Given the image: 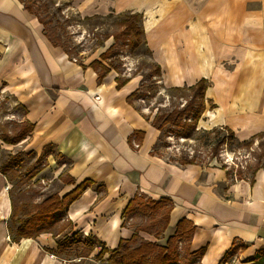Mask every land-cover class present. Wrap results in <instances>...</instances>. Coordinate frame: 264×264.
<instances>
[{
    "label": "crops",
    "instance_id": "1",
    "mask_svg": "<svg viewBox=\"0 0 264 264\" xmlns=\"http://www.w3.org/2000/svg\"><path fill=\"white\" fill-rule=\"evenodd\" d=\"M100 3L105 8L99 7L98 15L144 16L147 40L168 86L210 81L206 99L217 107L212 111L209 104L204 116L212 126H228L240 139L264 132V0ZM7 63L14 74L6 76V88L27 106L36 125L32 146L39 151L53 144L64 156L61 165L54 161V173L76 183L59 179V195L94 182L65 212L75 231L116 250L135 234L123 225L124 212L136 196H143L166 199L172 207L159 243L166 244L181 220L194 223L190 249H206L200 264H220L241 245L247 247L244 264H255L250 259L264 254V169L254 184L230 182L221 168L182 166L158 156L160 132L153 118L128 103L137 88L134 80L120 90L113 73L100 82L89 64L82 67L51 43L22 0H0V84ZM136 132L143 138L140 151L130 143ZM0 246V264H81L47 252L57 248L49 233L19 243L3 240Z\"/></svg>",
    "mask_w": 264,
    "mask_h": 264
},
{
    "label": "rangeland",
    "instance_id": "2",
    "mask_svg": "<svg viewBox=\"0 0 264 264\" xmlns=\"http://www.w3.org/2000/svg\"><path fill=\"white\" fill-rule=\"evenodd\" d=\"M22 1L25 6L34 9L38 14V16L36 15L38 19L45 21L47 28L40 22L44 27L45 34L49 31L51 37L70 53V59L73 62L74 59H77V63L82 67H85V64L90 66L94 60L101 58V55L115 43L112 35L123 34L126 28L124 22L127 21V15H140L142 17V26L145 30L144 37H122L116 52L118 53L117 58L122 61L121 74L116 71L112 73L114 76L116 75L123 79H133L137 85L136 90L143 83L150 84L152 81L157 83L158 88L147 90V97L135 100V107L144 114L146 113V118H153L154 113L157 115L159 108L167 107L173 110L178 106H184L190 100L191 93L189 91L173 92L170 88L176 87H170L166 84L163 67L156 61L154 56V46L152 47L147 40L144 16L142 14L110 12L98 15V8H105L102 3L98 6V0ZM156 64L162 67V77L157 75ZM9 66L10 64L6 65L5 69H2V76L5 78L14 74V69ZM6 79H3L2 84H0V243L3 240L11 243L14 238L19 237L16 233V235H12L10 227L16 232L17 228L21 226V221L33 220L32 216H27L23 213L26 207L35 213L38 204L49 196L59 194L61 189L59 179H62L64 183L71 182L68 177L63 175L58 177V172L54 173L56 169L55 162L61 165L64 163V156L58 152L53 144L46 145L40 148L39 151L32 146V133L36 125L30 120V110L27 106L15 99L14 92L7 90L6 87L9 85L8 82L10 80ZM208 82L210 87V81L208 80ZM186 86L188 85L181 87ZM209 104L212 107V111L216 109L217 106L211 101H209L208 107ZM204 115L198 124L200 132L197 134L190 128L182 129L181 131L168 129L165 130V133L158 130L160 132V139L156 146L158 147L159 145V149L157 148L158 156L165 157L176 163L182 161L186 156L195 157L196 165L216 167L226 171L230 182L242 180H250L252 182L257 175L255 173L256 168L261 167L258 172L264 169V159L261 158L264 153V138L256 139L255 141H253L254 136L249 139H240L233 130L236 140L220 147V154L216 156L213 151L216 133L207 134L215 131L217 136L219 135V138L222 139L223 136H228V132L223 130V128L229 127H214L210 119H206ZM191 121L192 119L188 121L190 122L188 125H192ZM169 130L172 132H169ZM176 131L179 132V135L176 134ZM203 131L207 132V134L203 133ZM135 137L140 142L141 148L143 138H141V135L138 137L136 134L131 137L133 149L140 151L141 148L136 149L133 145V141H136ZM4 138H10L13 142L7 143ZM92 187H94V182L88 188ZM137 197L141 199L133 211L125 216L123 225L133 227L135 234H138L140 240L159 243L167 230L165 229V216L171 206H169V203L157 206L154 203H146L150 200L149 198ZM14 202L18 211V218L20 219L15 223L10 220ZM35 220L33 221L40 228L42 227L45 231L48 230L55 235H59L61 239L67 234L69 238L73 237L74 233L77 232L72 221L73 225L67 226L70 219L65 212L49 221L38 222ZM29 231L31 234H35L43 230L30 228ZM80 234L76 241L69 239L65 247H63L61 255L67 259L66 261H78L81 264H102L109 259L110 256L108 254L98 261V256L101 254L99 253L98 255V248L91 249L84 243L85 237L92 235H85L82 232ZM179 247L183 254L185 244L181 243ZM245 247L241 245L239 249L232 250L231 252H235V254L232 255L228 264H244L246 257L243 252L247 248ZM3 248L4 246H0V250ZM57 249L58 245L54 250ZM102 249L100 248L101 252ZM77 256L79 258H76ZM256 258V263H260L264 261V254H259ZM250 260L254 259L251 258ZM182 263L189 264L185 260Z\"/></svg>",
    "mask_w": 264,
    "mask_h": 264
},
{
    "label": "trees",
    "instance_id": "3",
    "mask_svg": "<svg viewBox=\"0 0 264 264\" xmlns=\"http://www.w3.org/2000/svg\"><path fill=\"white\" fill-rule=\"evenodd\" d=\"M23 2V1H22ZM25 8L34 15L38 14L34 11L32 7L25 6ZM127 21L124 22V26H126L124 32L122 35H112L114 37L115 43L105 52L101 55L100 59L94 60L90 67L98 74L99 81L102 82L104 79H106L113 71H116L117 73L121 74L122 69V61L119 60L118 51L119 43L122 41L123 36H135L137 38L144 37L145 30L142 26V17L138 14H130L126 16ZM40 19V18H39ZM40 22L47 28V24L45 21L40 19ZM46 36L51 41V43L55 47H61L68 55V51L60 44H58L50 35V32H46ZM157 66V75L162 77V67L159 64H156ZM117 89L120 90L123 87H125L131 80L129 78L123 79L121 77H117ZM155 88H158V85L155 81H152L150 84L143 83L136 91H134L129 97H128V103L135 107V100H140L141 98L147 97V90H154ZM209 88V82L206 79L200 80L197 84L192 86H186V87H176V88H170L173 92H184L189 91L191 93L190 100L187 101V103L184 106H178L174 108L173 110L162 107L158 109V113L154 119L153 126L157 130L165 133V130L176 129L177 131H181L182 129H191L195 134L199 133L198 124L200 120L203 118V115L205 111L208 108V102L206 99L207 90ZM198 109V110H196ZM190 119H192L191 124L188 125V122ZM223 130H226L228 132V136H223L222 139L219 138V135L217 136V132L213 131L211 133H208L203 131V133L207 135H211L216 133L215 138V145L213 148L214 155L219 156L220 154V147L224 146L225 144H228L230 141H235V132L232 129L229 128H223ZM176 131V134L179 135V132ZM169 132H172L169 130ZM138 137L139 134L135 133ZM142 136H145L143 133ZM264 138V132L254 136V140L256 139H262ZM7 143H12L13 141L10 138H4ZM131 143V139H130ZM159 149L156 147L155 152L157 154ZM261 158L264 159V153L262 154ZM179 164L186 166V165H196V158H190L189 156L185 157L182 161L178 162ZM261 169V167L256 168L255 173L257 174L258 171ZM74 185L76 184L74 181H71ZM252 183H255V179L252 180ZM92 181H85L79 186H77L72 192L67 194L64 197H60L59 194H55L52 196L47 197L42 203L38 204L36 206L37 210L36 212H31L27 207L25 208V213L27 216H32L33 220L38 222H44L52 220L55 216L62 214L66 212V210L76 201H78L83 192L92 185ZM143 197V196H141ZM141 198H138L137 196L130 202L127 210L124 212V218L129 213H131L135 206L138 205V202ZM13 202V200H12ZM154 203L157 206H161L164 203H169L168 200L164 199L161 202L153 201L152 199L148 200L146 203ZM172 211V207L168 211V214L166 217V225L165 229H168L169 223H170V213ZM17 207L15 205V202L13 203V212L11 214V221L16 222L20 219L18 218L17 214ZM64 216V215H63ZM33 220H27L25 222H20L21 226L17 228V231L15 232L13 228L10 227V231L12 235H18V238H14V242L19 243L22 239L25 238H38L41 234L44 233H50L53 234L58 249L57 250H50L46 249L47 252L56 255L62 259L63 255V247H65L66 243L69 239L77 240L80 237V232H75L73 237H68V234L64 236L63 239L59 238V235H55L52 232H49L48 230H44V228H40ZM73 223L69 221L67 226H72ZM31 229H42L43 231H40L35 234L30 233ZM196 232V226L194 223L187 219L181 220L178 225L176 226L175 233L170 236L167 239V242L165 245L156 243V242H150V241H144L140 240L138 234L136 233L132 239L130 240H122L119 247L116 250H108L106 248V245L93 236L85 237L84 243L85 245H88L91 247V249L95 248H103L101 254L98 256V261L102 260L106 255L109 254V259H107L108 264H183L182 261L185 260L189 264H200L202 259L206 255V249H202L199 252H192L190 249V242L192 241V238L194 237V234ZM16 233V234H15ZM71 233V232H70ZM69 233V234H70ZM71 235V234H70ZM84 236V235H83ZM67 240H66V239ZM185 244L184 247V253L182 254L180 251L179 244ZM245 249V248H244ZM235 252H230L226 255V257L221 261L220 264H228L230 262V259L232 255H234ZM76 258H79L77 256ZM257 259V258H256ZM256 259L252 260L255 264H262L264 261L260 263H256ZM67 260V259H65Z\"/></svg>",
    "mask_w": 264,
    "mask_h": 264
},
{
    "label": "built area",
    "instance_id": "4",
    "mask_svg": "<svg viewBox=\"0 0 264 264\" xmlns=\"http://www.w3.org/2000/svg\"><path fill=\"white\" fill-rule=\"evenodd\" d=\"M74 62H78L77 61V59H74ZM98 100H99V98H98ZM136 138V141L134 140L133 141V145H134V147L136 148V149H140L141 148V144H140V142L137 140V137H135ZM141 197V196H140Z\"/></svg>",
    "mask_w": 264,
    "mask_h": 264
},
{
    "label": "bare ground",
    "instance_id": "5",
    "mask_svg": "<svg viewBox=\"0 0 264 264\" xmlns=\"http://www.w3.org/2000/svg\"><path fill=\"white\" fill-rule=\"evenodd\" d=\"M156 116V113H154V115H153V120H154V117Z\"/></svg>",
    "mask_w": 264,
    "mask_h": 264
}]
</instances>
